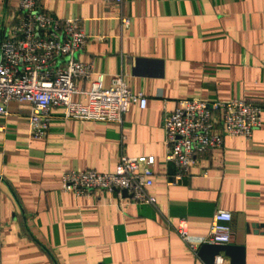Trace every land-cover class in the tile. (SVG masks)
Segmentation results:
<instances>
[{
    "label": "crops",
    "instance_id": "crops-1",
    "mask_svg": "<svg viewBox=\"0 0 264 264\" xmlns=\"http://www.w3.org/2000/svg\"><path fill=\"white\" fill-rule=\"evenodd\" d=\"M18 4L0 0L1 36L16 24ZM40 7L79 19L89 38L78 59L94 74L79 89L90 90L99 73L104 88L122 75L146 104H132L121 123L65 119L55 107L46 138L31 140L29 103L9 102L0 114V264H204L176 225L184 221L199 242L216 210L231 212L229 245L243 247L244 264H264V0H40ZM191 98L252 102L263 109L261 126L250 139L225 136L222 148L197 156L189 175L168 186L174 170L164 159L162 120ZM122 155L154 159L153 204L131 203L122 192L61 190L64 171L110 173Z\"/></svg>",
    "mask_w": 264,
    "mask_h": 264
},
{
    "label": "built area",
    "instance_id": "built-area-1",
    "mask_svg": "<svg viewBox=\"0 0 264 264\" xmlns=\"http://www.w3.org/2000/svg\"><path fill=\"white\" fill-rule=\"evenodd\" d=\"M106 4H120L123 0H101ZM127 26L128 19H122ZM76 18H57L41 10L40 0H19L16 24L7 34L0 33V114H7L9 102H27L28 137L44 140L51 110L61 108L65 119L121 123L132 104L143 108L146 98L133 93L122 75L112 76L107 88L102 86L103 74H96L91 89L83 91L78 82L91 80V62H82L78 55L88 43ZM74 94L83 95L85 102L73 100ZM262 107L241 98L226 101L201 98L181 99L162 120L165 136V162L173 167L172 186L190 173L197 156L222 148L224 137L250 139L261 126ZM2 128H0L1 130ZM152 157L122 155L115 170L99 173L95 170H69L61 175V190L76 196L95 191H126L131 203L153 204L155 198L147 189L153 183ZM2 176L0 174V183ZM232 214L216 210L206 237L199 242L189 236L184 221L176 231L188 248L197 255L203 243L226 245L232 237ZM196 264H202L198 262ZM213 264H230L222 254Z\"/></svg>",
    "mask_w": 264,
    "mask_h": 264
},
{
    "label": "water",
    "instance_id": "water-1",
    "mask_svg": "<svg viewBox=\"0 0 264 264\" xmlns=\"http://www.w3.org/2000/svg\"><path fill=\"white\" fill-rule=\"evenodd\" d=\"M122 194L126 195V191H122ZM220 253L229 259L230 264H244V250L240 246L203 243L197 251L198 257L204 264H213L214 257Z\"/></svg>",
    "mask_w": 264,
    "mask_h": 264
}]
</instances>
